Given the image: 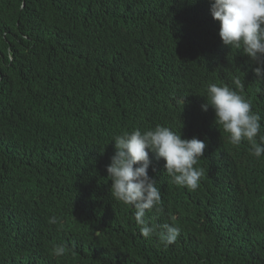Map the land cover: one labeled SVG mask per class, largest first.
Returning a JSON list of instances; mask_svg holds the SVG:
<instances>
[{
	"label": "trees",
	"instance_id": "trees-1",
	"mask_svg": "<svg viewBox=\"0 0 264 264\" xmlns=\"http://www.w3.org/2000/svg\"><path fill=\"white\" fill-rule=\"evenodd\" d=\"M219 28L210 0H0V264H264V154L201 107L239 77L259 143L264 79ZM157 125L206 142L195 191L149 154L162 210L145 219L180 228L168 247L106 171L116 135Z\"/></svg>",
	"mask_w": 264,
	"mask_h": 264
},
{
	"label": "clouds",
	"instance_id": "clouds-1",
	"mask_svg": "<svg viewBox=\"0 0 264 264\" xmlns=\"http://www.w3.org/2000/svg\"><path fill=\"white\" fill-rule=\"evenodd\" d=\"M210 14L220 24L219 36L229 48L241 49L256 67L259 79H264V0H210ZM234 83L239 91L229 86L210 84L207 87L206 103L202 110H214L215 124L229 134L233 145L247 141L251 154L259 158L264 154V136L257 143L261 130V116L252 111V106L241 94L244 85L236 77ZM114 155L107 166V177L111 181V196L134 208V219L140 225V234L151 237L158 233L164 247L174 244L180 228L164 223L153 226L145 219L147 211H161V195L156 181L148 174L152 163L150 153L157 160L163 159L164 169L171 182L195 191L199 187L203 171L194 167L203 157L206 142L192 137L181 138L171 129L157 125L154 129H134L113 138ZM135 166V167H134ZM55 223V218H52ZM64 247L57 249L63 254Z\"/></svg>",
	"mask_w": 264,
	"mask_h": 264
}]
</instances>
